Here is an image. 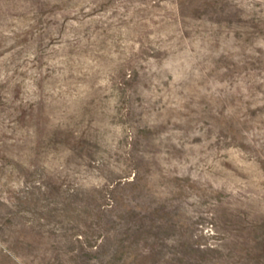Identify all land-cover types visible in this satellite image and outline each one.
<instances>
[{"label":"rangeland","instance_id":"1","mask_svg":"<svg viewBox=\"0 0 264 264\" xmlns=\"http://www.w3.org/2000/svg\"><path fill=\"white\" fill-rule=\"evenodd\" d=\"M0 264H264V0H0Z\"/></svg>","mask_w":264,"mask_h":264}]
</instances>
